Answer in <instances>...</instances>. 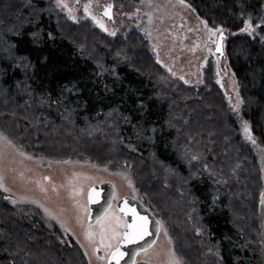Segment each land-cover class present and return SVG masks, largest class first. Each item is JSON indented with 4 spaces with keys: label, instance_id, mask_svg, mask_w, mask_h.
I'll return each instance as SVG.
<instances>
[{
    "label": "trees",
    "instance_id": "1",
    "mask_svg": "<svg viewBox=\"0 0 264 264\" xmlns=\"http://www.w3.org/2000/svg\"><path fill=\"white\" fill-rule=\"evenodd\" d=\"M188 1L229 27L241 107L264 147V37L239 27L251 16L264 32L262 0ZM206 63L190 85L135 27L111 35L55 0H0V129L45 159L127 165L132 194L169 228L184 264H255L260 164ZM18 207L0 185V264H90L73 234Z\"/></svg>",
    "mask_w": 264,
    "mask_h": 264
},
{
    "label": "rangeland",
    "instance_id": "2",
    "mask_svg": "<svg viewBox=\"0 0 264 264\" xmlns=\"http://www.w3.org/2000/svg\"><path fill=\"white\" fill-rule=\"evenodd\" d=\"M55 2L74 20L89 18L96 26L110 34L135 27L144 33L150 49L154 51L160 63L190 85L201 83L202 68L209 59L214 63L216 81L226 95L239 129L257 152L262 179L260 204L264 217V147L254 136L250 118L242 110L238 81L228 56L224 73L219 66L218 56L207 44V41L216 42L219 34L216 30H222L225 26L202 17L188 0L135 2L55 0ZM109 4H112L111 18L104 15L105 7ZM259 12L264 17V0ZM250 23L253 25L254 21L248 16L243 20L241 30ZM249 35L263 38L264 32H261L254 23L252 33ZM245 126L248 132H245ZM127 167L100 165L84 158L45 159L29 151L23 143L11 139L0 129V185L7 199L25 206L23 210L18 207L25 214L34 212L42 218L45 225L57 227L64 235L73 234L85 249L90 264H106L105 258L99 259L100 257L96 256L93 245L99 243L108 254L110 250L105 245L108 243L115 245L118 242L120 237L113 238V231L122 234L124 224L114 203L98 219L99 223L98 220L92 224L87 222V189L94 182L107 179L115 184L116 199L124 194H132L133 181ZM173 260L184 264L175 242L170 237L169 228L163 224L154 244L149 249L141 251L137 261L138 264L141 262L170 264ZM255 264H264V241Z\"/></svg>",
    "mask_w": 264,
    "mask_h": 264
},
{
    "label": "water",
    "instance_id": "3",
    "mask_svg": "<svg viewBox=\"0 0 264 264\" xmlns=\"http://www.w3.org/2000/svg\"><path fill=\"white\" fill-rule=\"evenodd\" d=\"M112 5V4H110ZM112 16V7L109 10ZM250 25V30L247 32H251L252 25ZM229 34L228 28L222 29V32H219L217 36V41L212 43V47L214 52L218 56L219 66L220 68H225V52L223 49V40ZM221 35H223V39H221ZM94 190V191H93ZM92 191L94 202L90 201L88 198L89 192ZM115 184L112 180H100L91 184L86 192L87 204H88V213L86 216L87 222H94L99 216H101L106 208L112 202L115 196ZM98 193V195H96ZM115 205L122 216L126 219L127 223H131L133 220L137 219V215H134L130 209H134L135 213L138 216H143L147 219V224L145 225V229L148 232V235H145L143 239L136 238L134 243H129L127 240H120V251L124 252L126 255L123 259L120 260V264H133L136 258L137 252L149 246L156 238L159 229H160V221L158 217L148 208V206L138 197L132 194H124L118 197L115 201ZM123 210V211H122ZM127 230L124 228L123 232ZM130 231V230H129ZM122 232V233H123ZM112 250H115L114 248ZM97 255L99 257L103 256V253L97 249ZM106 264H110V256L109 253L107 255ZM111 264H116L115 260H111Z\"/></svg>",
    "mask_w": 264,
    "mask_h": 264
},
{
    "label": "snow or ice",
    "instance_id": "4",
    "mask_svg": "<svg viewBox=\"0 0 264 264\" xmlns=\"http://www.w3.org/2000/svg\"><path fill=\"white\" fill-rule=\"evenodd\" d=\"M111 7H112V5H110V4L107 5L105 7V12H104V15L109 16V18H111V14L109 11L111 9ZM85 8L87 9V6H85ZM93 19H95V17H93ZM97 23H99V21H97ZM101 26L103 27V25H101ZM249 30H250V25H246V27L244 29H242V31H245V32H247ZM209 31L212 32L211 29H209ZM216 31L222 32L221 29H217ZM111 34L115 35V33H111ZM214 34L215 33L213 32V35ZM221 39H223V35H221ZM245 132H248L247 126H245ZM249 139H251V136H249ZM253 142H255V141H253ZM96 195H98V193H96ZM88 198L90 201L94 202L92 191L89 192ZM130 211H132L134 215H137V219L133 220L131 223H127L125 225L127 230H125L122 234H119V233H116L115 231H113V238H116L119 236L120 240H127L129 243H134L136 238L143 239L145 235H148V232L145 229V225L147 224V219L143 216H138V214L135 213L134 209H130ZM97 222L99 223V220ZM90 235L91 234H89V236ZM120 240H118L116 245H112L111 243H108L107 245H105V247H107L110 250V252H109L110 264H111V260H115L116 264H120V260L123 259V257L126 255L124 252L120 251ZM101 243L102 244L104 243L103 235L101 238ZM113 248L115 250H112ZM101 258H103V257H101ZM170 264H179V261L173 260L170 262Z\"/></svg>",
    "mask_w": 264,
    "mask_h": 264
},
{
    "label": "flooded vegetation",
    "instance_id": "5",
    "mask_svg": "<svg viewBox=\"0 0 264 264\" xmlns=\"http://www.w3.org/2000/svg\"><path fill=\"white\" fill-rule=\"evenodd\" d=\"M252 23V22H251ZM250 23V24H251ZM242 24H243V22L241 23V25L239 26L240 27V30H241V26H242ZM252 25V24H251ZM253 26H254V23H253V25H252V28H253ZM224 28H228V30H229V34H228V36L227 37H225L224 38V40H223V49H224V52H225V65H226V63H227V54H226V51H227V38L229 37V35H230V29H229V27L228 26H225ZM244 33H246V34H251L252 33V30H251V32H245V31H243ZM217 38V37H216ZM212 43H215L214 41H207V44L209 45V47L214 51V49H213V47H212ZM226 49V50H225ZM229 60V59H228ZM226 67V66H225ZM223 70V72L225 73L226 72V69L224 68V69H222ZM133 195V194H132ZM86 200H87V198H86ZM115 201H116V192H115V196H114V198H113V200H112V202L110 203V205L106 208V210L104 211V213L101 215V216H99L94 222H92V223H95L100 217H102L107 211H108V209L112 206V204L114 203V206L116 207V205H115ZM88 205V204H87ZM117 208V207H116ZM118 210V209H117ZM119 211V210H118ZM120 213V212H119ZM121 214V213H120ZM121 216H122V214H121ZM122 219H123V224H124V228H125V225L127 224V222H126V219L122 216ZM91 222H90V224H92ZM160 227H161V223H160ZM124 228H123V230H124ZM123 230H122V232H123ZM159 231H160V229H159ZM158 234H159V232H158ZM158 234H157V236H158ZM157 236H156V238H157ZM156 238H155V240H156ZM155 240L149 245V246H147V247H145V248H142V249H140L138 252H137V254H136V258H135V261H137V256L139 255V253L141 252V251H145V250H147V249H149L153 244H154V242H155ZM117 244V243H116ZM115 244V245H116ZM93 248H94V250H95V254H96V256L98 257V255H97V249H99L102 253H103V258H99V259H107V253L105 252V250L102 248V246L99 244V243H95L94 245H93ZM110 252V251H109ZM108 252V253H109ZM134 261V262H135ZM134 264V263H133Z\"/></svg>",
    "mask_w": 264,
    "mask_h": 264
}]
</instances>
